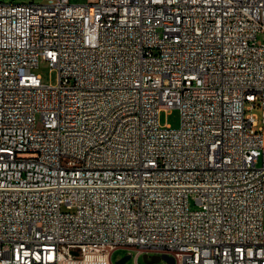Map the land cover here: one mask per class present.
Wrapping results in <instances>:
<instances>
[{"label":"built area","instance_id":"1","mask_svg":"<svg viewBox=\"0 0 264 264\" xmlns=\"http://www.w3.org/2000/svg\"><path fill=\"white\" fill-rule=\"evenodd\" d=\"M119 248L264 264V0H0V264Z\"/></svg>","mask_w":264,"mask_h":264},{"label":"rangeland","instance_id":"2","mask_svg":"<svg viewBox=\"0 0 264 264\" xmlns=\"http://www.w3.org/2000/svg\"><path fill=\"white\" fill-rule=\"evenodd\" d=\"M11 1V0H6ZM16 2L21 1H29V0H13ZM36 1H42V0H36ZM88 0H71L73 3H85ZM34 71L41 75L42 81L46 84H56L58 82V71L56 69H51L50 64L47 61H41L38 67L34 69ZM256 112H258L260 118L263 117V110L261 108H257ZM160 120L162 124H168L172 127H179L181 124V112L179 108H172L169 110H163L160 113ZM191 207H195V204L191 202ZM128 252H130L127 249L119 248L117 249L113 254V259L116 262L118 259L122 258L124 255H126ZM133 256L124 264H136L135 263V256L136 251H133ZM154 255V253L149 254ZM139 264H169L166 260L161 259L159 262H153V263H147L144 259V254H141L138 258Z\"/></svg>","mask_w":264,"mask_h":264},{"label":"water","instance_id":"3","mask_svg":"<svg viewBox=\"0 0 264 264\" xmlns=\"http://www.w3.org/2000/svg\"><path fill=\"white\" fill-rule=\"evenodd\" d=\"M131 258V253H127L122 258L116 261L117 264H124ZM144 259L147 263L159 262L161 259L166 260L169 264H175V259L171 255L168 254H154L149 255L147 253L144 254Z\"/></svg>","mask_w":264,"mask_h":264}]
</instances>
